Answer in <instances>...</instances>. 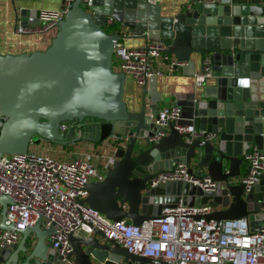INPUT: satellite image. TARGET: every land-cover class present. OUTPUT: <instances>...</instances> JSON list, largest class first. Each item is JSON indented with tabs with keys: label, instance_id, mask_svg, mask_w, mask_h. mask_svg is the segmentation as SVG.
<instances>
[{
	"label": "water",
	"instance_id": "water-1",
	"mask_svg": "<svg viewBox=\"0 0 264 264\" xmlns=\"http://www.w3.org/2000/svg\"><path fill=\"white\" fill-rule=\"evenodd\" d=\"M13 13L21 25L39 23V10ZM108 17L119 25L112 32L105 29ZM122 30L163 43L181 61L198 55L210 67L186 94L189 122L168 121L158 139L157 108L142 102L130 111L127 77L113 68ZM0 118V158L27 152L35 137L61 145L109 143L115 160L101 180L87 184L86 202L113 221L141 225L182 203L210 205L209 219L245 218L252 230L263 226L264 170L247 190L241 166L251 148L264 155V0H186L170 14L152 0H91L86 7L73 0L47 48L0 54ZM75 120L85 123L59 130L61 122ZM117 122L130 123L124 134L115 135ZM186 125L215 138H192L177 128ZM179 161L196 176L209 175L215 190L182 181L148 185ZM11 203L0 194V230L14 229L6 224ZM17 231L18 242L0 248V264H166L129 252L99 229L86 237L69 233L65 258L52 246L54 228H41V219Z\"/></svg>",
	"mask_w": 264,
	"mask_h": 264
},
{
	"label": "built area",
	"instance_id": "built-area-1",
	"mask_svg": "<svg viewBox=\"0 0 264 264\" xmlns=\"http://www.w3.org/2000/svg\"><path fill=\"white\" fill-rule=\"evenodd\" d=\"M82 1L85 7L91 4V0ZM72 2L61 0L56 10H40L39 23H18L15 32L21 35L56 32ZM107 24H113L111 17H108ZM128 33L122 30L115 43L113 65L137 86L143 87L149 79L172 74L187 64V61L169 53L161 42L126 45ZM209 75L210 67L204 60L202 69L194 74L195 81L200 82ZM180 114L181 109L175 103L158 110L155 123L159 129L154 138L164 135L168 121L178 119ZM84 123L64 121L60 123L59 130L65 134L71 127L78 129ZM177 128L180 132H189L192 138H215L213 133L195 129L192 125ZM101 146L104 145L94 147L96 151L93 153L85 148L80 155L68 158L54 157L47 147L39 150L31 142L27 152L5 154L0 158V194L9 195L12 199L7 207L6 224L14 225L11 231L0 230V248L16 244L20 237L17 229L32 227L41 219V228H54L52 246L63 258L71 251L69 233L86 237L99 229L129 252L161 259L166 264H264V225L252 230L245 218L209 219L207 215L213 209L208 204L188 206L178 203L164 208L159 217L141 225H134L126 219L113 221L91 208L86 202V186L90 181L103 178L97 165L106 171L115 160L113 154H105ZM244 160L247 172L242 182L248 190L264 170V155L251 148ZM172 181L187 182L203 191H213L216 187V182L209 175L190 173L188 164L182 161L170 170L158 172L147 183L155 187Z\"/></svg>",
	"mask_w": 264,
	"mask_h": 264
},
{
	"label": "crops",
	"instance_id": "crops-1",
	"mask_svg": "<svg viewBox=\"0 0 264 264\" xmlns=\"http://www.w3.org/2000/svg\"><path fill=\"white\" fill-rule=\"evenodd\" d=\"M160 4L162 14H170L180 10L186 0H152ZM233 2L245 3L255 2L256 0H231ZM61 0H0V54H19L31 53L36 50H44L50 44L51 39L55 35L53 30L37 34H17L15 26L19 23L16 19L13 10L15 8H28L30 10H56L60 7ZM34 20V18H30ZM119 26L118 24L110 25L113 30ZM129 36L125 40L128 46H140L148 40L142 37L141 34ZM202 62L198 55L192 54L187 64L178 69L172 74H167L160 77H154L147 81L143 87L137 86L131 78L127 77L124 91V100L127 103L130 111H138L141 103L145 102L148 106L155 107L160 110L162 107L171 103L177 104L181 109V114L178 119L184 122H189V101L186 99V94L192 91L195 81L194 74L201 68ZM145 89V91H144ZM130 123L117 122L114 123L115 135L124 134L127 131ZM61 145V144H60ZM73 143L69 145H61L66 151L68 158L80 155L85 148L94 149L100 145ZM104 153L106 151L113 154L112 146L104 144ZM96 150V149H95ZM241 170L247 171V163L241 166ZM220 208V207H219Z\"/></svg>",
	"mask_w": 264,
	"mask_h": 264
},
{
	"label": "rangeland",
	"instance_id": "rangeland-1",
	"mask_svg": "<svg viewBox=\"0 0 264 264\" xmlns=\"http://www.w3.org/2000/svg\"><path fill=\"white\" fill-rule=\"evenodd\" d=\"M105 29L107 31H109V32H112L113 31V28H111L109 26H106ZM113 68H115L117 70V67H116L115 64L113 65ZM34 143L38 147L39 150H41L43 147H47L49 149V153L52 156H54V157H64V156H66L65 152H68L60 144L51 143V142H48L46 140H40V141H38V138L37 137L34 138ZM78 144H82V142H79ZM88 151L90 153H93L96 150L95 149H89ZM110 152H111L110 150H109V152L106 151V154H111ZM104 160L105 159H103V161ZM96 167H97V169H98V171H99V173L101 175H105V173H106L105 170H103L99 165H97Z\"/></svg>",
	"mask_w": 264,
	"mask_h": 264
},
{
	"label": "trees",
	"instance_id": "trees-1",
	"mask_svg": "<svg viewBox=\"0 0 264 264\" xmlns=\"http://www.w3.org/2000/svg\"><path fill=\"white\" fill-rule=\"evenodd\" d=\"M107 31V30H106Z\"/></svg>",
	"mask_w": 264,
	"mask_h": 264
}]
</instances>
